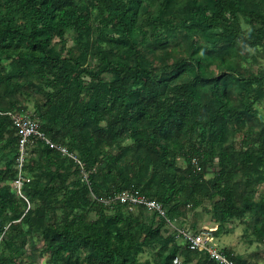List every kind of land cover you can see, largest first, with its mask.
<instances>
[{"label": "trees", "instance_id": "16d2710c", "mask_svg": "<svg viewBox=\"0 0 264 264\" xmlns=\"http://www.w3.org/2000/svg\"><path fill=\"white\" fill-rule=\"evenodd\" d=\"M150 1L0 0V102L11 98L0 103V183L17 163L19 128L8 113H25L13 99L25 90L44 99L37 121L30 116L40 130L76 155L86 171L97 167L84 182L74 160L45 144L36 161L26 160L22 169L42 171L21 190L28 201L42 204L15 210L16 195L7 186L0 189V264H27L25 253L35 238L52 264H147L138 255L144 246L166 242L161 234L166 220L156 214L158 224L148 226L126 214L125 204L102 199L133 188L160 203L171 222L181 213L178 194L186 179L199 181L206 174L205 144L219 165L207 180L211 198L219 196L211 210L221 223L244 219L247 231L264 244V201L233 187L237 177L264 179V149L255 153L227 144L232 130L245 125L242 112L252 93L255 101L264 98L263 80L240 69L250 49L264 46V24L244 29L238 20L249 11L254 23L264 22V0H160L149 11L148 31L141 18ZM70 31L78 55L65 49ZM105 33L107 50L100 46ZM179 33L201 43L186 57L172 59L168 52L149 57L156 49L151 36L163 48ZM104 74L112 79L107 82ZM85 91L89 98L83 103ZM187 144L196 154L184 151ZM177 155L188 164V176L177 167ZM105 163L111 167L106 172L99 167ZM110 206L113 214L107 213ZM161 246L153 264H174L180 247ZM221 252L245 264L231 251ZM197 264L223 263L205 253Z\"/></svg>", "mask_w": 264, "mask_h": 264}, {"label": "rangeland", "instance_id": "374dc122", "mask_svg": "<svg viewBox=\"0 0 264 264\" xmlns=\"http://www.w3.org/2000/svg\"><path fill=\"white\" fill-rule=\"evenodd\" d=\"M75 1L77 2L79 0ZM159 1L160 0H154L153 2L150 1L151 5L149 6V9L147 7L144 10L143 18H141L142 21H144L143 27L148 31L151 29V25L149 24L151 15L149 11L153 10ZM238 20L244 29H247L248 27H258L264 24V22L260 21V19H257V22L254 23V16L249 11L240 12ZM94 24L95 26L98 25V19L95 20ZM108 34L105 33L104 41L100 44L101 48L105 50L110 47L109 43L107 42ZM114 36L116 37V35ZM93 37H97V32L94 33ZM75 38L76 34L73 31H70L65 37L64 45L66 51L70 49L72 53L78 55L79 48ZM154 39L155 38L151 36L150 42H152V46L156 48L153 53L149 54V57L153 58L156 56L163 57V55L166 54H170L173 57L172 59L186 57L190 54L193 47L195 48L201 43L197 36H194L191 39L186 38L179 33L177 39L173 38L163 48H157ZM56 41L58 44L57 46L59 47L60 40L56 38ZM164 42L165 40H163V43ZM248 57L249 59L240 63V69L243 71L242 74L244 76L251 75V77H254L255 79H262L264 85V46L250 49V54ZM102 77L107 82L112 79L110 74H104ZM86 81H88V78H86ZM256 85L257 82L254 81L253 86L256 87ZM25 92L26 93L17 92L13 97L17 103L25 107V113L21 114L17 109H13V112H11L13 113L11 114V117L14 119L13 117H18L20 115H29L37 121L44 99L41 94L27 92L26 90ZM231 94L233 96V101L238 103V92L233 91ZM253 95L254 92L247 100V109L243 110L242 112L245 125H243L241 130H232L227 144L236 150L253 149L256 151L255 153H257L260 149H264V98L260 101H255L252 98ZM88 98L89 95L85 91L82 97L83 103H86ZM9 101H11V98L6 96L0 103L5 105V103H8ZM101 125H104V123H101ZM259 131H263V133L257 135L256 132ZM124 144L129 146L132 145L130 141H126ZM42 145L44 144L39 142L30 145L26 150L24 163L26 160V163H30L31 160L36 161L38 153L42 149ZM184 151H188V155L190 156L196 154L191 144H187L184 148ZM202 154L203 155L201 156H204L206 160V174L203 175L202 180L199 181L195 179H186L185 184L182 186L183 189L178 194V199L183 203V207L180 211L181 213L175 216L170 224H165V226L161 229V234L164 237L163 239L166 241L161 245L166 247L178 245L180 247V251L175 258L177 262L174 264H197L205 253L203 251H190L181 236V231H188L195 234L202 232L205 233L210 247L219 249L220 251L229 250L234 256L238 257L245 264H264V244L257 241L250 230L247 231L246 221L244 219H230L225 223H221L215 213L211 210V202L213 200L219 199V196H213V198H211L214 189L212 188L211 184L207 183V180L212 179L216 175L219 170V165L217 157L212 155L209 146L206 144L205 147L202 148ZM130 158L131 157L128 159ZM197 160V155L192 157V164L194 165L195 170L199 169ZM175 162L177 167L184 170V174L188 176L189 172H185L188 164L184 161V159L180 157V155H177ZM99 167H102L104 172L111 168L107 165V163L102 164ZM96 169L97 167L94 166L91 168V170H89V173L91 171H96ZM41 171L42 170L40 169H35L32 172L25 171L24 169L20 170V167L16 163L12 170H10L4 176L6 182L0 183V189H2L4 186H7L10 193L16 195L17 202H14L15 210H23L25 205L26 206L24 209L27 210L29 207L42 204L41 200H35L34 202L26 200L24 193L22 190H19L17 184L20 176L22 179L30 181L33 179V174L35 175L36 172L41 173ZM11 175H16L14 180L9 179V176ZM233 187L239 190V193L244 196H253L257 201H264V179L257 180V178H255L251 181L245 177H237L233 183ZM132 189L126 191H130ZM56 196L61 197L59 193H57ZM198 200L200 201V204L196 206ZM111 207L112 206H110V208L107 210L108 214H113V207ZM10 209V207H7V211H10ZM124 212L126 214L130 213L134 217L139 216L148 226H156L159 222L157 215L148 209L126 207ZM95 218L96 216L94 212H91L88 216L89 220H93ZM161 245L155 244L153 246H144L142 252L138 255V261L141 263L153 264L158 259V254L161 252ZM42 248L43 242L40 241V239L35 238V240H33V242L27 247V252L25 253L26 263L52 264L50 262V257L47 254H43L41 252ZM83 255L84 254H81V256Z\"/></svg>", "mask_w": 264, "mask_h": 264}, {"label": "built area", "instance_id": "2783aa9c", "mask_svg": "<svg viewBox=\"0 0 264 264\" xmlns=\"http://www.w3.org/2000/svg\"><path fill=\"white\" fill-rule=\"evenodd\" d=\"M8 114L11 115L10 113ZM13 118L16 125L19 128L20 137H19V146H18L17 165L20 167V170L22 169L23 163L25 161L24 156L26 154L27 148L32 144L40 142L45 145H48L51 148L57 149L62 155L74 160L80 170L82 181L88 183V176L90 173L89 171H86L84 169L83 163L76 155L68 152L66 147L53 143L40 130L39 124L33 119H31L29 115H20L18 117H13ZM24 181H26V179H22V177L20 176L17 181L19 190H21ZM113 200H117L122 204H125L126 207L128 208L143 207L144 209L151 210L158 216L163 217L166 220L167 224L171 223L170 220L166 218L165 209L162 207L160 203L156 202L155 200L147 198L145 195L139 193V191L136 189H132L130 191H124L116 196H108L102 199V201L105 202V204H110ZM181 236L190 250L203 251L207 254L210 260L219 263L234 264L233 261L226 258L219 249L212 248L209 246L205 233L200 232L195 234V233H190L188 231H181ZM175 262H177V260H174V263Z\"/></svg>", "mask_w": 264, "mask_h": 264}]
</instances>
